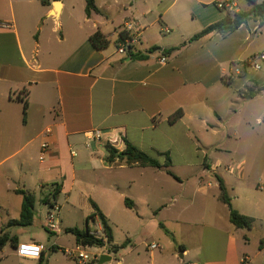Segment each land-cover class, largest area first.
<instances>
[{"label": "crops", "instance_id": "obj_1", "mask_svg": "<svg viewBox=\"0 0 264 264\" xmlns=\"http://www.w3.org/2000/svg\"><path fill=\"white\" fill-rule=\"evenodd\" d=\"M167 1L160 0L155 7H163ZM216 1L184 0L183 11L170 13L171 5L154 18L149 0L144 2L147 7L145 12L131 11L124 16L120 12L111 13L114 4H120L121 0H95L100 13H92L90 17L86 15V3L84 6L81 3L75 12L72 0H9L10 12L0 14V234L6 232L17 241V246L13 247L17 257L28 259L18 255L19 244L38 243L34 238L26 241L20 237L19 230L12 234L6 229L11 220L20 218L22 196L17 194V190L35 195L32 192L35 188L44 197L58 185L61 188L59 198L65 195L72 200L82 185L78 182L79 166L93 161L101 163L104 169H112L114 165L121 168L127 166L118 161L112 165L107 162V144L121 152L129 142L162 165L168 161L169 155L171 166L172 157L179 152V147L191 148L192 140H203V133L208 134L205 135L208 140L226 129L229 120L221 113L220 107L226 101L229 90L238 93L243 103L264 94V75L250 77V69L259 71L264 64V59H260L264 54V23L260 25L259 21L250 20L225 37L214 31L190 41L194 35L230 13L218 9ZM235 1L237 13L251 8L248 0L244 7H240L239 0ZM56 2H60L58 10ZM263 2L257 0L259 4ZM14 3L18 4L19 24ZM133 7L130 3V8ZM169 13L172 18L167 17ZM129 22L139 34L138 42L130 52L120 54L117 51L120 33L125 32V25ZM98 30L107 37L110 45V39L116 37V50H110V46L99 50L93 45L90 37ZM230 37H235L234 41L228 42ZM246 43L245 52L248 55L233 59L234 50H239ZM173 47L180 49L170 55L163 54V50ZM152 48L158 50L151 52ZM137 54L145 58L133 59L132 56ZM162 57L167 60L161 62ZM242 62L251 63V68L245 75H238L232 65ZM255 64L259 68H255ZM23 98L28 101L26 116L23 113ZM178 110H182L183 116L170 123V117ZM258 120L262 124L264 117ZM95 130L101 131V139L88 140ZM220 137L224 136L220 134ZM43 143H48L50 150L41 162L39 157ZM35 152L38 154V168L31 163ZM207 159L206 156L203 167L213 172L216 179L215 186L212 183L207 186L215 191L213 196L222 203V208L218 207L212 213L208 206V213L204 216L205 219L213 217L215 222H222L229 235L228 250L221 262H212L210 257L198 254L189 264H241L243 258H248L250 264H264L262 261L259 263L257 257L250 258L246 253L240 255L236 236L241 229L230 222V209L220 200L221 191L216 176L223 180L233 209L255 220L252 229L257 222L264 223V196L257 198L254 195L264 190V181H260L261 177L246 179L245 161L236 167L237 174L228 171L229 176L224 177L216 173ZM169 167L142 168L165 170L182 183V179ZM203 183L204 178L200 176L197 195L206 200L212 192L206 191ZM46 189L51 191L47 193ZM229 190L233 191L232 197ZM143 191L147 198L152 194L161 197L156 187L145 186ZM18 196L21 197L20 213L15 219L11 209L13 202L16 203L14 197ZM128 200L135 208L136 202ZM160 200L163 202L162 197ZM170 200L169 204L162 205L157 216L177 202L175 197ZM91 201L104 213L112 228L106 203L97 198ZM147 206L150 207V204ZM16 208L18 205H15ZM174 222L178 223L179 217ZM92 223L97 230H102L98 217L92 218ZM88 228L96 234L91 227ZM166 232L177 238L174 229H166ZM182 245L185 247L181 256L184 260L190 257L191 250ZM261 247L263 249L259 254L264 252V237ZM55 248L57 250L60 246ZM43 251V262L40 259L28 260L50 264L49 259L45 262V247ZM103 255L109 256V252Z\"/></svg>", "mask_w": 264, "mask_h": 264}, {"label": "rangeland", "instance_id": "obj_2", "mask_svg": "<svg viewBox=\"0 0 264 264\" xmlns=\"http://www.w3.org/2000/svg\"><path fill=\"white\" fill-rule=\"evenodd\" d=\"M159 1L149 0V7H152L154 11V18L158 16V12L165 11L171 5H173L170 9L172 14L183 11L181 9L184 0L176 2L168 0L163 7L156 8ZM72 2L77 12L81 3L84 6L86 0H72ZM144 2L145 0H121L120 4H114L115 7L111 13L119 14L120 12L124 16L131 11L145 12L147 7ZM130 3H133V8H130ZM239 5L240 7L246 6V0H239ZM14 11L19 24L20 13L16 3H14ZM4 12H10L9 0H2L0 14ZM170 13L167 17L171 16ZM236 13L234 10L229 14L233 16ZM63 21H65V15ZM49 22L52 24L53 21ZM111 30L113 31V28ZM234 39L235 37H230L228 42ZM110 40V50H116V37L113 36ZM246 46L247 43L244 47L238 48L239 50H234L233 59L246 57L248 55L245 52ZM232 66L235 67L236 74L238 71V75H245L251 68V63L242 62ZM258 74L264 75V64L259 71L250 69V77H254L253 75L257 77ZM220 111L226 120H229L226 129L219 131L224 137H220L219 134L217 137L212 136L206 140L205 135L208 134L203 133L201 142L194 139L191 148L179 147V152L173 153L172 164L168 169L180 177L182 183L168 175L165 170L128 166L121 168L119 165H114L112 169H104L101 163L93 161L77 168L78 182L80 181L82 185L72 200L65 195H61L58 200V206L61 207L59 213L61 233L53 235L46 229L45 219L48 207L41 203L40 199L43 195L35 188H32L36 196L35 217L32 225L11 228L7 226V231L14 234L19 230V236L26 241L34 238L36 242L41 243L47 250L45 262L49 259L50 264H79L69 253L76 247L75 237L66 230L74 227L86 230L91 227L95 235L101 237L100 231L97 230L90 217L93 211L90 200L97 198L107 205L106 212L111 219L114 242L119 247L116 252H109L111 260L103 264H189L193 256L198 254L210 257L212 262L223 261L228 250L229 235L223 229L222 222H215L213 217L205 219L204 215L208 213V206L210 212L213 213L218 207L222 208V203L213 196L215 191L207 186L208 183L215 186L216 179L213 172L204 169L203 164L207 156V161L213 164L216 173L227 177L230 174L228 171L237 174L236 167L245 161L246 179L257 180L261 177L260 181H264V121L261 124L258 120L264 117V94L253 101L243 103L238 93L229 90L228 97L224 104L222 103ZM31 163L37 168L40 166L37 152L31 156ZM200 176L204 178L202 187L212 192L206 200L201 195H197V181ZM111 185L114 187L109 189ZM145 186L152 189L158 188L157 193L161 195L163 202L157 194H152L147 198L143 191ZM46 190L47 193L51 191ZM229 194L231 197L234 195L232 190H229ZM254 195L261 198L264 196V190H259ZM174 197L177 198V202L165 208L160 216H157L162 205L169 204L170 199ZM1 198L2 196L0 200ZM126 199L136 202V207L133 209L126 207L124 203ZM14 200L16 203L13 202L14 207L11 209V214L13 218L18 219L21 197H14ZM148 204L150 207L147 206ZM15 205H18V208L15 209ZM204 205H206V211L203 208ZM235 205L239 203L235 202ZM176 217H179L178 223L174 222ZM161 224L165 225L164 228ZM169 228L176 231L177 238L167 234L166 229ZM0 229H2L1 226ZM236 237L240 255L246 253L250 258L257 257L259 263L260 261L264 263V252L259 254L263 249L261 247L264 237L263 222H257L252 230H239ZM153 244H159L161 249L152 250ZM182 244L191 250L190 257L184 260L178 248ZM56 245L60 248L51 251V248ZM90 252L94 253V251ZM0 260V264H37L17 257L11 242L0 248ZM99 261L90 264H99Z\"/></svg>", "mask_w": 264, "mask_h": 264}, {"label": "trees", "instance_id": "obj_3", "mask_svg": "<svg viewBox=\"0 0 264 264\" xmlns=\"http://www.w3.org/2000/svg\"><path fill=\"white\" fill-rule=\"evenodd\" d=\"M251 8L249 10L245 11H239L238 13L231 16L229 13L225 16L224 19L221 21L214 23L204 30H202L200 33L194 35L190 41H195L211 32H218L222 36H227L237 30L242 25L246 24L250 20H256L259 21L260 25L264 23V2L263 3H257V0H248ZM86 15L90 17L92 13H100V10L96 6L95 0H86ZM126 38V33L121 32L120 33V40H123ZM91 42L93 45L99 49H106L110 46V41L107 39V37L98 30L90 37ZM180 49V47H173L166 50H163V54L170 55L174 51ZM158 48H152L151 52L157 51ZM132 58H145L142 54H137L132 56ZM23 101V113L26 116L27 109H28V101L26 99H22ZM183 116L182 110L176 111L171 117H170V123H174L178 119H180ZM106 149L108 151V158L107 162L112 165L116 161H118L121 165H127V166H134L138 165L141 167H154V168H164L170 166V159L169 155H167V162H165L163 165L156 159L152 158L148 154L140 151L137 149L134 145H132L129 142H126V147L123 151H118L116 148L111 146L110 144L106 145ZM217 180L219 183L220 188V200L229 206L230 209V215L229 219L230 222L237 228V229H247L251 230L253 228L255 220L252 217L243 215L239 213L237 210L233 209L231 205V199L228 195L227 189L225 187V184L221 178L218 176ZM17 194L22 196V205H21V213L20 218L18 220H11L8 223V227L13 226H19V227H27L30 226L34 220L35 216V204H36V197L33 193L24 191V190H17ZM61 192L60 186L56 185L54 187V190L51 194L44 196L41 200V203L43 205H46L47 207H53L55 204H57L59 195ZM125 204L129 208H133V203L129 201L128 199L125 200ZM92 208L94 210L93 214L90 216L92 218L98 217L104 233L107 237V243H104V241L91 233L90 229L87 228L86 230H81L77 227L69 228L66 231L70 234H72L75 237L76 244L78 245H84L89 247H97L101 248L104 246H107V251L116 252L119 247L113 244L114 236L112 228L109 224L108 219L104 215V213L100 210V208L95 204V202L91 201ZM47 229V228H46ZM48 230V229H47ZM49 231V230H48ZM50 232V231H49ZM53 234L52 232H50ZM54 235V234H53ZM8 242H11L12 247L17 246V241L12 238L8 233L3 232V234L0 236V248L4 247L5 244ZM179 251L183 253L185 251V247L183 245L178 246ZM52 251H56L55 247L51 248ZM44 251L42 252L40 260L44 261ZM45 264V263H41Z\"/></svg>", "mask_w": 264, "mask_h": 264}, {"label": "built area", "instance_id": "obj_4", "mask_svg": "<svg viewBox=\"0 0 264 264\" xmlns=\"http://www.w3.org/2000/svg\"><path fill=\"white\" fill-rule=\"evenodd\" d=\"M215 6L220 10L225 11H234L237 8L236 1L235 0H218L215 2ZM125 32H126V38L123 40H120L117 45V51L120 54H127L132 50L133 45H135L138 42L139 34L138 32L134 31V25L133 23L129 22L125 25ZM124 32V33H125ZM260 59H264V54L260 56ZM167 59L165 57L161 58V62H165ZM255 68H259L257 64L254 66ZM49 132V131H48ZM101 139V131L95 130L88 136V140H100ZM50 150V145L48 143H43L40 150V161L44 162L46 154ZM59 213H60V207L58 204H55L53 207H48V211L46 212V228L55 234H59L62 232L61 229V223L59 220ZM101 239L104 241V243H107V237L104 233V230H100ZM95 235V234H94ZM107 246L97 248V247H89L84 245H76L75 249L69 252L73 258L79 263V264H90L93 262H98L103 254L107 252L106 250ZM152 250L155 249H161V246L159 244H153L151 246ZM44 250V246L38 243H22L18 245L17 253L21 258H30V259H40L42 252ZM90 251H94V253H91ZM241 264H250V261L248 258H243L241 261Z\"/></svg>", "mask_w": 264, "mask_h": 264}, {"label": "water", "instance_id": "obj_5", "mask_svg": "<svg viewBox=\"0 0 264 264\" xmlns=\"http://www.w3.org/2000/svg\"><path fill=\"white\" fill-rule=\"evenodd\" d=\"M56 10H58L59 6H60V2H56ZM111 260V257L110 256H106V255H103L101 258H100V261H99V264H103L107 261Z\"/></svg>", "mask_w": 264, "mask_h": 264}]
</instances>
